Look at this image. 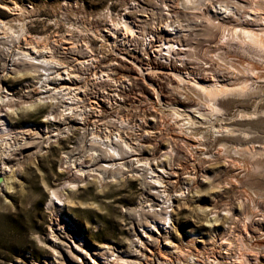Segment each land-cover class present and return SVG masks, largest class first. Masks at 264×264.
I'll use <instances>...</instances> for the list:
<instances>
[{
  "label": "bare ground",
  "instance_id": "obj_1",
  "mask_svg": "<svg viewBox=\"0 0 264 264\" xmlns=\"http://www.w3.org/2000/svg\"><path fill=\"white\" fill-rule=\"evenodd\" d=\"M169 1L163 0V8L154 5V11L145 10L135 0H130L120 25L111 23L112 19L107 17L111 14L110 10L104 19L101 36L120 34L127 49L145 54L146 59L151 56L177 79L176 85L168 92L179 96L180 100L165 102L161 98L162 89L154 84L153 77L149 75L157 71L151 66H138L137 77L143 80L147 93L142 103L144 110L153 109L161 113L158 123L154 113L146 115L145 126L154 131L148 137L143 134L140 142H131L124 132L129 126L128 118L119 116V112L114 117L109 113L105 115L104 106L114 110L121 107L123 98L120 91L132 85L130 80L125 82L114 76L112 67L117 68L120 63L110 62L103 66L101 62L106 55L95 51L85 39H73L70 35L57 33L39 37L28 34L23 22H19L23 7L14 1L12 5H4L12 17H0V59L3 60L0 69V107L4 106L8 111L12 109L10 112L17 114L18 100L24 107L30 106L31 110L48 106L50 110L42 121L47 124L53 122L57 127L49 131L45 124L42 133L29 127L15 131L8 119L5 120L0 114V144L8 161L2 163L5 170L0 167V192H9L17 180L16 175L20 173V164H9L14 156H39L43 148H49L69 132H78L77 146L73 149L78 154H71L72 150L60 159V167L68 176L61 185L48 187L50 198L47 207L55 215V221L49 226V244L46 246L51 249L50 259L31 264H264V232H261L264 204H253L249 201L251 198L247 197L236 203L218 206L224 201L222 193L226 188L234 187L227 182L221 185L222 180L232 179L237 187L251 173L249 168L243 171L246 167L243 162L244 168H239V172L233 174L229 166H239L241 156L251 163V159L264 156V144L252 141L256 139L258 126L264 125V54L242 43L245 33H264V4L261 0H249L246 4L234 0L240 7H233L232 0H193L191 3L175 0L182 6L174 11ZM224 8L231 13L230 16L222 11ZM154 19L156 23L151 29L150 24ZM14 21L19 23L16 29ZM97 31L99 33L100 30ZM217 34L219 39L211 46ZM202 43L208 44L205 51L210 59L208 66L200 63L199 47ZM32 48L36 51L33 52ZM45 48L51 51H42ZM25 52L33 60H56L57 64H30L24 57ZM230 52L239 53L242 67L228 61ZM73 54L77 57H68ZM85 61L89 63L84 64ZM220 61L229 68H235L236 74L228 72L229 76L225 78L213 74L208 78L213 63L221 66ZM12 76L31 78L33 84L24 91L28 100L13 98L2 84L6 77ZM102 84L113 87V93L99 89L89 92ZM245 84L251 91L243 96L229 97L227 102L219 98L212 100L211 89H238ZM34 88L37 89L36 95L32 94ZM200 89L205 91L201 92ZM92 93L99 101L90 99ZM209 104L218 108L219 112L212 113ZM167 114L173 115L172 121H168ZM149 137L150 141L155 142L154 146L146 143ZM117 139L121 143L117 144ZM125 144L132 149L131 152L124 147ZM157 144L159 155L156 153ZM171 144L185 148L186 155L178 156L179 151ZM109 149L117 155H110ZM176 163L177 168L174 167ZM130 177L140 182L144 194L141 205L124 210L132 219L129 228L134 239L130 240V251L120 252L110 243L88 250L82 237L74 240L76 234L71 233L70 236L56 215L63 207L75 206L72 191L94 183L103 192L108 185L127 181ZM202 178L208 180L209 191L204 193L206 204L197 208L206 220V224L201 222L200 225L209 228V235L207 232L206 237H197L195 231L190 233L191 237L177 242L173 239V233H176L173 217L185 208L183 204L186 201L183 200L188 193L197 197L202 195H199L202 193L201 183H204ZM256 215L260 217L255 218ZM253 224L258 226V234L248 235ZM61 235L70 237L72 244H65L59 237ZM233 244L238 253L231 256ZM252 245L260 247V257L250 258ZM219 248L221 252L217 251Z\"/></svg>",
  "mask_w": 264,
  "mask_h": 264
},
{
  "label": "rangeland",
  "instance_id": "obj_2",
  "mask_svg": "<svg viewBox=\"0 0 264 264\" xmlns=\"http://www.w3.org/2000/svg\"><path fill=\"white\" fill-rule=\"evenodd\" d=\"M12 1L23 7L19 22H23L25 25L24 28L26 33L37 37L57 33L67 36L70 35L72 38L74 37L73 39H85L89 41L95 51L104 52L103 55L105 54L106 56L103 62H101L103 66H106L110 62L120 63V66L117 68L112 67L115 74L114 76L124 79L125 82H129L130 80L132 85L126 86V89L124 88L120 91V96L123 98L120 105L121 107L114 110V108L109 109L104 106V109L106 110L105 115L109 113L114 117V115H117V112H119V116L129 119V126L124 129V132L131 142H140L139 138L143 134L148 137L150 132L154 131L152 128L145 126L144 122L147 114L154 113L153 115L156 116L157 123L161 115L160 112L156 113L153 109L144 110L142 103H144L147 93L145 92L143 80L137 77L139 76V65L143 68L151 66L153 70L157 71V73H150L149 75L153 77L154 84L162 89L163 93L161 94V98H163L165 102L180 100L179 96L172 95L171 92H168L170 88L176 85L177 79L168 73V69H166L165 66L162 67L159 62L155 61L149 55L150 58L146 59L145 54L141 55V53H137L135 50L127 49L123 44V38H121L120 34L115 33L110 37L105 35L101 36V34H103L102 29H104V19L108 10L111 11V14H109V16L107 15L109 19H112L111 23L120 25V22L123 20L122 16L125 7L130 0H0V4H3V7H0L1 18L8 19L12 17L9 10L4 8L5 4L12 5ZM65 1H68L70 5L61 4ZM161 1L135 0V3H138V5L145 10L155 11L154 5L162 8L164 7L163 0ZM239 1L245 4L249 3V0ZM75 2L77 3L76 5L73 4ZM169 2L174 11L179 10L177 1L170 0ZM155 23L156 19L151 21V29L154 27ZM13 25L14 29H16L19 25L18 21H14ZM230 26L231 25H229L228 28ZM97 30L101 32L99 31L98 33ZM215 37L210 43L211 46H214L215 42L219 39V34ZM207 48V43L200 44V63L203 66H208V62H210V59H208L205 54ZM229 54L227 58L228 61L230 60L238 65L241 64L242 60L239 53L230 52ZM70 56L77 57L76 54L68 55L69 58ZM2 65L3 60L0 59V69ZM240 66L242 67V65ZM240 66L239 68H241ZM211 69L212 71L209 73L210 75L208 78L213 74L218 75V78L229 76L228 71H225L222 66H219L215 62ZM149 75L147 74L146 76L149 77ZM30 80L31 78L28 76L16 78L12 76L6 77V79L2 81V84L12 93L13 98L21 97V100H28V96H26L27 93L24 91L30 89L33 84ZM97 89H99V91H107L110 94L113 93V87H109L107 84H102L100 87L96 86L95 89L89 90V92H94ZM32 94H37L36 88L32 90ZM90 99L92 101H99V98H97L94 93L91 94ZM20 103H22L20 100L16 101V106L19 108L17 114L8 111L4 106L0 107L2 108L1 111H3H0V114L3 118L5 117V120L8 119L13 130L20 131L25 127H29L32 128V130L35 129L42 133L46 125L49 131L57 127V124L53 122L47 124L42 121L46 118V114L50 110L48 106H39L35 110L29 111ZM163 114L166 115V113ZM167 115L168 121H172L173 115ZM30 134L32 133L30 132ZM256 134L257 136L255 135L254 137L256 139H252V141H254L255 144L263 145L264 125L263 127L258 126ZM77 141L78 132H69L66 134V137L60 138L58 142L51 144L49 148H43L41 150L43 153L41 152L39 156L36 155L35 157H31V159L26 155H17L12 158V162L9 164L18 163L21 166L20 173L16 175L17 180L13 184V188L8 190L9 192H0V264L42 263L43 260L50 259L49 255H51V249L46 246L49 244L47 240L49 238V226L55 221V215H53L51 209L47 207V202L50 198L48 187L57 184L61 185L63 180L68 176L60 167V159L65 153L72 151L77 146ZM149 141L146 143H150L153 146L155 145V142ZM146 143L143 141V144ZM171 145H173L177 152L179 151L178 156H181V154L182 157L186 155L187 152L185 148H178V146H174V144ZM157 152L158 144L156 145V153ZM76 153L78 154L77 150L71 152L73 155ZM159 153L160 152H158L157 155H159ZM260 157L251 159V163L248 159L243 160L241 156L240 167L229 166V169L232 170L231 174L239 172V168L243 169V166H246L243 171L249 168L251 169V173L249 176L247 175L248 177L244 179L245 181L243 180L237 187L234 184V180L231 181L232 179L228 181L227 179H225L226 181L222 180L221 185H225L227 182L234 187L226 188V191L222 193V199L224 201H222L223 203H219L218 206L228 202L236 203L237 200H245L247 197L251 198L249 201L253 204L257 202L264 204V156L261 157L262 159ZM257 160L258 162L256 163ZM175 162H177V160ZM2 163H8V161L4 158V147L0 144V167L5 170L6 168L2 166ZM254 164H256V167ZM176 165L177 163L174 167H176ZM254 167L255 169H252ZM254 170L256 172H254ZM243 171H241V173ZM6 172L8 171L6 170ZM181 175L184 176L182 173ZM244 177L245 175H243V178ZM202 180L204 181V183H201L202 190L200 192L202 193H199V195H202L197 197L192 196V193H188L191 195L187 194L186 197H188L183 200L186 201L183 204L185 208L180 214H176L173 217V222L176 226V233H173V239L177 242H182L183 238L187 239L191 237V234L195 231V236L197 237H206L209 235V228L204 226L206 220L203 219L202 215L198 212L199 206L207 202V197L204 196V193L209 191L207 188L208 180L203 178ZM101 190L102 188L98 189L94 183H89L74 189L72 191V194H74L71 195V197L76 201L75 206L63 207L56 215L59 221L64 224V228L69 232L68 234L70 236L71 233L76 234L73 236L74 240L78 241V238H83L84 247L88 250H94L103 243H110L114 244L117 247L116 250L120 252L130 251V240L134 239V237H132V231L129 228L132 224V219L124 210L127 207L134 208L143 203L144 194L140 182L134 177H130V179L127 178V181L122 180L117 184L108 185L104 188L103 192ZM260 215H256L255 218H259ZM201 222L204 224L200 225ZM257 227L256 224H253V231L251 230L248 232V235H257ZM261 232H264V226L261 227ZM61 236L59 237L65 244L68 246L72 244L70 242L72 241L70 237L64 238L63 235ZM208 248H211V246H208ZM236 248L234 244L231 246V256L238 253L236 252ZM259 249V246H250V258H254L255 256L260 257ZM217 251L221 252V249L219 248ZM262 255L263 254H261V256Z\"/></svg>",
  "mask_w": 264,
  "mask_h": 264
},
{
  "label": "snow or ice",
  "instance_id": "obj_3",
  "mask_svg": "<svg viewBox=\"0 0 264 264\" xmlns=\"http://www.w3.org/2000/svg\"><path fill=\"white\" fill-rule=\"evenodd\" d=\"M185 3H191L193 2V0H184ZM233 3V7H240V5H236L234 0H232ZM261 3L264 4V0H261ZM182 6V5H177ZM0 7H3L2 4H0ZM217 8H219V5L216 6ZM222 11L226 14V15H231L230 12H228L227 8L222 9ZM249 11H251V9H249ZM245 40L242 41V43H246L251 45L253 48L257 49L260 53L264 54V33H259L257 35H254L253 33H245ZM28 47H31V45H29ZM75 48V46L73 45V49ZM32 51L35 52L36 49L32 48ZM42 51L48 52L51 51V49H42ZM24 57L27 59L28 63H34V64H57L56 60H33V58L31 56L28 55L27 52L24 53ZM215 59V58H213ZM19 62V60L17 61ZM88 61H85L84 64H88ZM220 64L222 66V68L225 71H228L230 74H236V69L235 68H229L226 64H224L223 61H220ZM81 67L83 68L84 65H81ZM253 76L256 75V73H252ZM201 92H204V89H200ZM211 92H213V96H212V100L215 101L217 98H219L220 100L227 102V98L229 97H234V96H243L245 95L247 92L251 91V89H249L248 85H242L240 88L238 89H227V90H219V89H211L209 90ZM41 104L44 103L43 100L40 101ZM55 103V101L53 102ZM208 107L211 109L212 113H218L219 109L213 107L211 104L208 105ZM25 108L28 109L29 111L31 110L30 106L25 105ZM9 111H12V109H9ZM15 114V113H14ZM95 142V141H94ZM121 143V141H119L117 139V144ZM125 148L128 149L129 152L132 151L131 148H128V146L125 144L124 145ZM109 154L112 156L117 155L116 152L112 151L111 149L108 150ZM104 153H101V155H103ZM96 154L93 153V157H95ZM137 167H139V165H137ZM145 167H147V165H145ZM105 170H107V166H105ZM80 175H83V173H80ZM153 183H156V181H153ZM214 191H220L219 189H215Z\"/></svg>",
  "mask_w": 264,
  "mask_h": 264
}]
</instances>
